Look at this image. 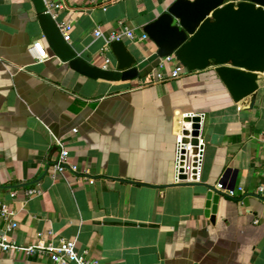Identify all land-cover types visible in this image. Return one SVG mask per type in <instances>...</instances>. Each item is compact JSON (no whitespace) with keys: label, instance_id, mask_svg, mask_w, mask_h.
Returning a JSON list of instances; mask_svg holds the SVG:
<instances>
[{"label":"crops","instance_id":"0c3cea01","mask_svg":"<svg viewBox=\"0 0 264 264\" xmlns=\"http://www.w3.org/2000/svg\"><path fill=\"white\" fill-rule=\"evenodd\" d=\"M53 1L75 51L113 68L108 34L126 26L138 36L172 0ZM121 40L139 77L92 79L51 52L31 0H0V206L16 223L7 230L0 215V232L18 245L74 240L100 264H264V71L235 102L213 66L157 81L171 65L159 68L155 44ZM177 115L199 120L193 136L204 139L184 181ZM55 139L76 172L53 171ZM220 181L243 192L220 196L211 222L205 185ZM0 264L51 263L0 250Z\"/></svg>","mask_w":264,"mask_h":264},{"label":"water","instance_id":"95a60500","mask_svg":"<svg viewBox=\"0 0 264 264\" xmlns=\"http://www.w3.org/2000/svg\"><path fill=\"white\" fill-rule=\"evenodd\" d=\"M31 2L48 48L71 69L106 81L139 77L138 64L122 40L108 44L114 58L113 68L91 64L61 34L56 19L45 11L44 0ZM143 32L155 44L158 58L173 54L188 71L213 66L235 102L253 95L258 88V73L264 71V0H172L143 26ZM190 128L189 122L175 116L174 131L176 135L180 132L184 135L181 142L196 145V137L188 138ZM194 159L180 156L178 180L191 178ZM220 183L224 188H234ZM205 186L204 215L213 222L219 197L226 194L214 186Z\"/></svg>","mask_w":264,"mask_h":264},{"label":"built area","instance_id":"2783aa9c","mask_svg":"<svg viewBox=\"0 0 264 264\" xmlns=\"http://www.w3.org/2000/svg\"><path fill=\"white\" fill-rule=\"evenodd\" d=\"M45 3V11L48 12L52 18L56 19L57 10L62 8V3L54 2L53 0H44ZM57 26L59 31L64 36V38L68 41V34L71 30V25L69 22L61 21L57 22ZM94 34L96 37L103 36V33L100 31L99 28L94 30ZM125 36L129 39H134L135 37L138 40L147 39L148 36L142 32L138 36H135L134 32L126 26H123L121 30L111 32L106 37V47L105 50L108 49V44L112 40H121L122 37ZM109 59L105 58L103 67H106V64L109 63ZM170 64L171 68L167 74L159 71L155 75V79L157 81H163L167 79H177L180 78L182 75L190 72L188 71L177 59L173 54L167 55L165 57L159 58L158 66L162 70L164 67ZM182 118V117H181ZM187 121L190 123L191 128L189 129L190 135L188 138L192 139L193 132L199 129L200 122L199 120L192 118H188ZM179 138V146H178V155H177V167L178 162H180L181 155H189L194 157L197 152V147L200 144H203L204 139L200 136H197V144L192 145L189 143H182L181 139L184 137L180 132L177 134ZM55 144L59 147L58 155L56 161L53 166L54 172H64V171H77V166L70 162L69 160V151L63 144V142L59 139H55ZM181 150H185L186 153L182 154ZM89 182H92L89 179ZM214 187L220 190L222 193L226 194L227 196H234L236 191L243 192V188H224L223 184L218 182L214 185ZM259 190H262V187H259ZM34 189H28L26 191L27 195H32L36 193ZM14 193H12L13 195ZM0 215L1 217L8 222L7 230L14 228L16 223L14 221V213L9 210L5 205L0 206ZM51 234V232H49ZM0 250L3 252H7L9 250H17L21 251L26 256H44L46 257L51 264H100L99 260L92 256L87 249L78 250L76 246V242L70 239L60 238L57 242H54L52 238L46 239L43 238L40 242H36L30 245H18L12 239H10L5 232H0Z\"/></svg>","mask_w":264,"mask_h":264}]
</instances>
